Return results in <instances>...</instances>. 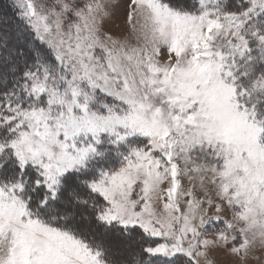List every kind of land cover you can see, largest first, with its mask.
<instances>
[{"label":"snow or ice","instance_id":"6c2138e0","mask_svg":"<svg viewBox=\"0 0 264 264\" xmlns=\"http://www.w3.org/2000/svg\"><path fill=\"white\" fill-rule=\"evenodd\" d=\"M0 264H264V0H0Z\"/></svg>","mask_w":264,"mask_h":264},{"label":"rangeland","instance_id":"374dc122","mask_svg":"<svg viewBox=\"0 0 264 264\" xmlns=\"http://www.w3.org/2000/svg\"><path fill=\"white\" fill-rule=\"evenodd\" d=\"M166 55H167L166 53H163L162 58L166 57ZM230 215H231L230 213H227V214L226 213H221V216L225 217V218H230ZM219 227H223V225L221 224V225H219Z\"/></svg>","mask_w":264,"mask_h":264}]
</instances>
